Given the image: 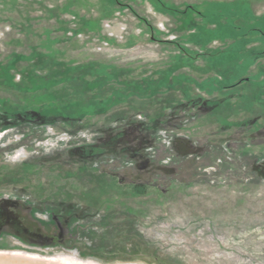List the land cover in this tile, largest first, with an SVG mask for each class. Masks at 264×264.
Wrapping results in <instances>:
<instances>
[{"label":"rangeland","instance_id":"374dc122","mask_svg":"<svg viewBox=\"0 0 264 264\" xmlns=\"http://www.w3.org/2000/svg\"><path fill=\"white\" fill-rule=\"evenodd\" d=\"M120 2L0 0V264H264V0Z\"/></svg>","mask_w":264,"mask_h":264},{"label":"flooded vegetation","instance_id":"af4514ba","mask_svg":"<svg viewBox=\"0 0 264 264\" xmlns=\"http://www.w3.org/2000/svg\"><path fill=\"white\" fill-rule=\"evenodd\" d=\"M112 1H114L115 3H117L118 5H122V2H120V0H112ZM210 2H216V1H210ZM132 9V6H131V4L129 5H125V9ZM194 9V6L193 5H187V7H186V9L185 10H182V11H180L179 9H178V11L180 12V15L178 16V17H172V18H174V20L176 21V24L178 25V26H180V28H179V30L181 31V32H183V31H186V30H188V28H189V31H188V35H193V34H196L198 31L196 30V29H194V26L195 25H197V23L201 20V18L199 17V13H193V15H191L190 14V12L189 11H192ZM137 14V13H136ZM219 26L220 25H211V24H209V25H207V27H205L204 29H206V31L207 32H211V31H215V30H217L218 28H219ZM185 29V30H184ZM203 29V30H204ZM235 30V29H234ZM175 31V30H174ZM253 31V30H252ZM177 33H179L178 31H176ZM260 39L261 40H258L259 42H256V43H258L260 46L258 47H256V46H252L251 47V45L254 43H249L247 46H249V47H251L252 49H259V48H262V50L258 53V55L261 57V58H258L257 59V62H260V63H262V62H264V57L262 58V56H264V48H263V46H264V33H262V32H260ZM183 38L184 37H180V36H177V37H175V39H172V40H166L167 42H171V43H176L177 45H179L177 42H179V40L180 39H182L183 40ZM230 42H231V44H233L234 43V41L233 40H230V39H228ZM246 79V78H245ZM244 79V80H245ZM247 81H249L248 79H246ZM245 80V81H246ZM237 84V83H236ZM236 84H234V86H231L230 88H232V87H235L236 86ZM225 89H229L228 87L227 88H224V89H222V90H225ZM33 121H37L36 119H32ZM33 121H31V122H33Z\"/></svg>","mask_w":264,"mask_h":264}]
</instances>
